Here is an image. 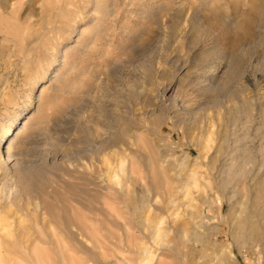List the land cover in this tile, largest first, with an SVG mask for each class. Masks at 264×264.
Returning <instances> with one entry per match:
<instances>
[{
  "label": "rangeland",
  "instance_id": "rangeland-1",
  "mask_svg": "<svg viewBox=\"0 0 264 264\" xmlns=\"http://www.w3.org/2000/svg\"><path fill=\"white\" fill-rule=\"evenodd\" d=\"M7 146L0 264H67L33 227L53 208L107 264H138L143 217L153 264H264V217L237 228L264 186V0H0V164ZM123 159L137 182L116 187Z\"/></svg>",
  "mask_w": 264,
  "mask_h": 264
},
{
  "label": "bare ground",
  "instance_id": "bare-ground-1",
  "mask_svg": "<svg viewBox=\"0 0 264 264\" xmlns=\"http://www.w3.org/2000/svg\"><path fill=\"white\" fill-rule=\"evenodd\" d=\"M127 133L128 131L124 129L123 134L127 135ZM7 150H9V146L6 147V157L3 158L2 163L0 164V167L3 168L7 166V163L13 156L10 152H7ZM94 150H96V147L92 150V153H89L87 155V158H92L93 156L97 155V152L95 153ZM117 168L118 172H113L111 169L109 172L110 175L108 181L112 182L114 186H123V178L125 177L126 184L129 183V181L137 182L135 174L132 170L129 169V161L126 162L123 159L117 165ZM25 190L27 197H33L34 195L38 194V192L34 188H30V186L25 187ZM263 192L264 186L259 184L258 196L254 199V201L256 200V202L243 207V211L237 221V228L239 231H245L250 228H252L253 231L259 229L261 225V219L264 217V207H262L260 204L261 195ZM114 194L117 196L118 192L115 190ZM17 197H22L21 193L19 195L12 196V200H16ZM122 199H127L128 203L132 202L129 205V213L137 214L140 213V210H144V212L147 213L150 210H153V208H151L152 205H150L146 201H141V199H139L137 197V194L133 191H127L126 195H124ZM75 202L76 204H79L77 201ZM190 207H193L192 204H190ZM37 208L40 211L43 210L40 205L36 206V209ZM36 209L33 212L34 216L40 217ZM105 209L110 210V206L108 205L107 207H105ZM60 211L61 210L56 211V209L53 208V212L49 213L46 209H44V213H42V217H40L41 222L38 224L36 223L33 226L37 229V231L48 236L49 241L44 245H47L59 251V255H61L63 259H66L67 264H103V262L107 264L108 258L105 255V248L98 247L100 243H102L103 245L107 243H105L104 241H100L93 230L89 233V235H87V233L85 235V224H79V222H77L78 220L76 221L74 218L73 220H71L68 216L62 215ZM2 216L3 215L0 212V231L5 232L10 228V224L6 219H3ZM92 223L93 222L90 221L91 226ZM158 225L159 223L155 220V218L143 217L142 220L138 219L134 223V228L137 229V231H133V229L130 230L129 228V231L126 232V234L129 235V239H133L135 242L133 248L135 250V254L137 255L136 261L138 264H153L154 257L150 253L149 249L146 248V243H143V240L146 239L144 237L145 232H148V234L152 236V240L154 241H156L158 238H164L165 232H162L161 229H157ZM33 227L22 225L19 227V231L22 234H30L31 232H33V230H35ZM181 228H183V226H181V224H178V226L176 227V231L180 232L182 230ZM107 239H113V236H109ZM106 242H108V240ZM20 248L23 249L24 252H27L29 250L24 244L20 245ZM114 263L129 264L130 262L127 259H116Z\"/></svg>",
  "mask_w": 264,
  "mask_h": 264
}]
</instances>
